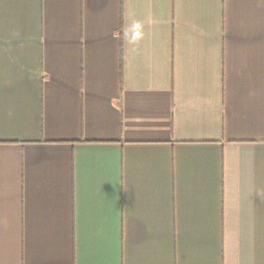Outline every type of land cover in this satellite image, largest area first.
Segmentation results:
<instances>
[{"label": "crops", "instance_id": "1", "mask_svg": "<svg viewBox=\"0 0 264 264\" xmlns=\"http://www.w3.org/2000/svg\"><path fill=\"white\" fill-rule=\"evenodd\" d=\"M0 264H264V0H0Z\"/></svg>", "mask_w": 264, "mask_h": 264}]
</instances>
